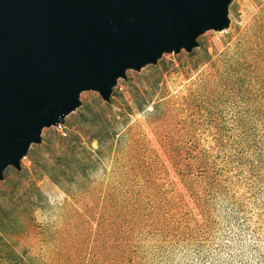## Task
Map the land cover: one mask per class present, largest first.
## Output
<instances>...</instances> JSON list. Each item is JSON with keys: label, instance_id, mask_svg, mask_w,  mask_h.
<instances>
[{"label": "rangeland", "instance_id": "1", "mask_svg": "<svg viewBox=\"0 0 264 264\" xmlns=\"http://www.w3.org/2000/svg\"><path fill=\"white\" fill-rule=\"evenodd\" d=\"M127 69L0 180V264H264V0Z\"/></svg>", "mask_w": 264, "mask_h": 264}, {"label": "water", "instance_id": "2", "mask_svg": "<svg viewBox=\"0 0 264 264\" xmlns=\"http://www.w3.org/2000/svg\"><path fill=\"white\" fill-rule=\"evenodd\" d=\"M231 1L0 0V180L82 91L108 102L127 69L227 28Z\"/></svg>", "mask_w": 264, "mask_h": 264}, {"label": "built area", "instance_id": "3", "mask_svg": "<svg viewBox=\"0 0 264 264\" xmlns=\"http://www.w3.org/2000/svg\"><path fill=\"white\" fill-rule=\"evenodd\" d=\"M57 125H59V124H57Z\"/></svg>", "mask_w": 264, "mask_h": 264}]
</instances>
